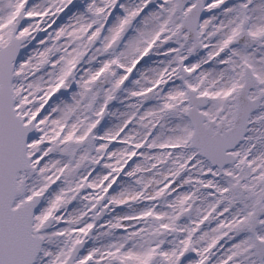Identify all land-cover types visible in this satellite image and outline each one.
<instances>
[{"label":"snow or ice","instance_id":"1","mask_svg":"<svg viewBox=\"0 0 264 264\" xmlns=\"http://www.w3.org/2000/svg\"><path fill=\"white\" fill-rule=\"evenodd\" d=\"M0 264H264V0H0Z\"/></svg>","mask_w":264,"mask_h":264}]
</instances>
